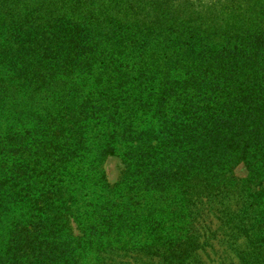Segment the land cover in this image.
Returning a JSON list of instances; mask_svg holds the SVG:
<instances>
[{"label": "trees", "instance_id": "16d2710c", "mask_svg": "<svg viewBox=\"0 0 264 264\" xmlns=\"http://www.w3.org/2000/svg\"><path fill=\"white\" fill-rule=\"evenodd\" d=\"M214 213L264 264V0H0V264H205Z\"/></svg>", "mask_w": 264, "mask_h": 264}, {"label": "rangeland", "instance_id": "374dc122", "mask_svg": "<svg viewBox=\"0 0 264 264\" xmlns=\"http://www.w3.org/2000/svg\"><path fill=\"white\" fill-rule=\"evenodd\" d=\"M196 1V0H193ZM103 168L106 172L109 182L116 183L120 180L123 171L125 169V163L119 155L109 156L104 164ZM234 173L238 178L244 179L248 176L249 170L245 163L241 162L234 169ZM209 218L206 224L210 226V229L202 226V231L205 233L204 243L199 248L201 258L205 264H233L237 262V257L232 251V247L228 242V237L225 231L221 228V223L215 217ZM233 258V259H231ZM129 264V262H125Z\"/></svg>", "mask_w": 264, "mask_h": 264}]
</instances>
